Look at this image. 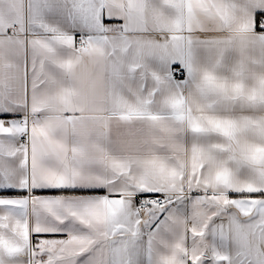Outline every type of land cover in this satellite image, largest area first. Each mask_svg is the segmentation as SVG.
Listing matches in <instances>:
<instances>
[{"label":"snow or ice","instance_id":"snow-or-ice-1","mask_svg":"<svg viewBox=\"0 0 264 264\" xmlns=\"http://www.w3.org/2000/svg\"><path fill=\"white\" fill-rule=\"evenodd\" d=\"M0 264H264V0H0Z\"/></svg>","mask_w":264,"mask_h":264}]
</instances>
